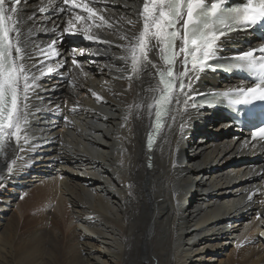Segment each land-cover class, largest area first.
<instances>
[{"label":"bare ground","instance_id":"obj_1","mask_svg":"<svg viewBox=\"0 0 264 264\" xmlns=\"http://www.w3.org/2000/svg\"><path fill=\"white\" fill-rule=\"evenodd\" d=\"M98 1L114 45L127 43L129 19L137 21L136 34L142 29L143 0ZM65 26L57 15L47 25L35 19L21 28L32 57L26 68L41 62L29 73L26 134L18 145L6 141L0 156V206L14 205L19 215L0 217V264H202L231 246L230 258L218 264H264V152L222 134L221 121L187 110L167 121L148 168L145 137L154 107L149 113L147 106L160 87L154 69L145 64L133 74L120 47L83 57L60 31H51L55 39L41 36L46 27ZM53 41L59 55H42ZM69 55L80 57V70L70 67ZM149 59L159 66L154 52ZM58 73L69 80L59 81ZM32 74L40 77L34 84ZM208 79L220 81L202 75L192 90ZM53 111L64 120L48 117ZM191 130L190 148L201 151L184 158ZM246 151L251 159L236 162Z\"/></svg>","mask_w":264,"mask_h":264},{"label":"snow or ice","instance_id":"obj_2","mask_svg":"<svg viewBox=\"0 0 264 264\" xmlns=\"http://www.w3.org/2000/svg\"><path fill=\"white\" fill-rule=\"evenodd\" d=\"M63 2L72 8H82L89 14V20L98 17L101 22L99 27L107 24L105 17L87 3H80L78 0ZM226 2L227 0H211L209 4V0H143L142 9L137 13L142 29L136 34L133 29L136 28L137 21L129 19L128 35L122 38L127 43L113 45L122 48L126 53L122 59L130 64L133 74H137L145 64H150L158 75L159 97L147 106L149 113L153 107L156 108L154 131L147 142L149 149L153 146L155 135L163 128L162 120L166 114L174 113L177 108H188L190 100L193 101L192 109L214 106L213 100L201 98L209 95L227 97L228 102L233 105L264 101V45L231 57V67L249 72L259 70L251 86L236 87L224 93L193 91L189 95L194 82L199 80V73L206 69L215 71L223 67L209 63L217 58L214 49L218 41L230 33L247 31L258 22L264 21V0H246L242 6L231 8L224 6ZM21 3L22 0H0V151L4 149L6 141L14 140L18 145L22 139L21 133L26 134L25 126L29 116L27 109L32 89L29 73L41 62L37 58V64L26 68L25 62L32 57L28 52V43L21 41L22 33L17 20L18 6ZM205 6L206 11H201ZM221 9L225 10L222 12ZM60 11L63 12L64 9L61 8ZM75 19L84 21L85 17L77 14ZM67 24L64 33L77 35L72 21L69 20ZM90 27L91 25L85 27L82 34L88 41H93L94 37L89 35ZM22 43L24 47H21ZM54 45L55 41L48 45V52L41 50V54L46 56L50 52L59 55ZM152 52L164 61L165 67L160 68L149 59ZM257 52L261 54L258 57ZM181 56L179 62L183 71L177 74L174 68ZM72 63L76 65L77 61L73 60ZM48 71L51 72L52 69ZM43 75L41 70V76ZM39 78L32 74V83ZM131 78L130 76L129 80ZM172 118L174 120L175 116ZM65 121L67 122V117ZM183 127L181 125V131ZM251 140L264 142V126L251 132Z\"/></svg>","mask_w":264,"mask_h":264},{"label":"rangeland","instance_id":"obj_3","mask_svg":"<svg viewBox=\"0 0 264 264\" xmlns=\"http://www.w3.org/2000/svg\"><path fill=\"white\" fill-rule=\"evenodd\" d=\"M218 131V130H217ZM216 131V132H217ZM219 132V131H218ZM8 189H11V187H8ZM8 191H5L4 192V195H8L9 194V192L7 193ZM2 207H4V208H2ZM4 209V210H3ZM7 209V210H6ZM16 209V207L14 206V205H10V206H7V207H5V206H0V217L2 218V220H3V222H5V221H7L8 219H10V218H12V216L15 214V212H16V215H17V217L19 216L18 214H17V211L15 210ZM46 213L47 214H49V218H50V220L48 221V229H50V227L52 226V222H51V218H52V216L54 215L53 214V209H51V211L50 210H46ZM254 214V213H253ZM253 214H251V215H253ZM21 221H20V224H22L23 222H24V218H21L20 219ZM81 230L83 229L82 227H79ZM84 231V230H83ZM223 241H225V240H223ZM225 242H227V246L228 245H230L231 243H230V241H225ZM228 242H229V244H228ZM252 245V244H251ZM232 246L230 247V248H228L226 251H223L222 250V252H224V255L223 254H218L219 252L221 253V251H218V252H216L214 255H213V259L214 260H205V261H203L202 262V264H218L219 262H218V259H219V261L221 260V259H226V258H230V255H231V253H232ZM212 252V251H211ZM226 252L227 253H229V254H226ZM228 255V256H227ZM191 260H188V262H190Z\"/></svg>","mask_w":264,"mask_h":264}]
</instances>
